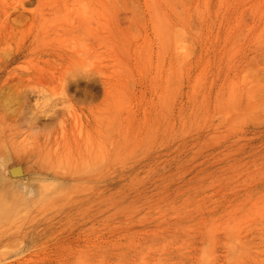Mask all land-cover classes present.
I'll list each match as a JSON object with an SVG mask.
<instances>
[{
    "label": "rangeland",
    "instance_id": "1",
    "mask_svg": "<svg viewBox=\"0 0 264 264\" xmlns=\"http://www.w3.org/2000/svg\"><path fill=\"white\" fill-rule=\"evenodd\" d=\"M0 77V264H264V0H0Z\"/></svg>",
    "mask_w": 264,
    "mask_h": 264
},
{
    "label": "bare ground",
    "instance_id": "2",
    "mask_svg": "<svg viewBox=\"0 0 264 264\" xmlns=\"http://www.w3.org/2000/svg\"><path fill=\"white\" fill-rule=\"evenodd\" d=\"M134 2H135V0H134ZM219 2H220V1H219ZM136 3H137V2H136ZM184 3H185V2H184ZM224 3H225V2H224ZM108 4H110V3H108ZM110 5H111V4H110ZM232 5H233V4H232ZM82 10H83V9H82ZM186 10H187V9H186ZM108 11H110V10H108ZM92 12H93V11H92ZM183 12H184V11H183ZM232 12H233V11H232ZM98 13H99V12H98ZM178 13H179V12H178ZM180 13H181V12H180ZM109 14H110V12H109ZM97 16H98V14H97ZM103 16H104V15H103ZM134 16H135V15H134ZM86 17H87V16H86ZM110 17H111V16H110ZM179 17H181V16H179ZM91 18H92V17H91ZM102 18H103V17H102ZM107 19H108V18H107ZM181 19H182V18H181ZM107 21H108V20H107ZM105 22H106V21H105ZM137 22H138V21H137ZM94 24H95V23H94ZM78 25H79V23H78ZM81 25H82V24H81ZM173 25H174V24H173ZM79 26H80V25H79ZM83 26H84V25H83ZM91 26H92V25H91ZM91 26H90V27H91ZM84 27H85V26H84ZM177 27H178V26H177ZM106 28H109V27H108V23H107V27H106ZM174 28H175V27H174ZM71 29H72V28H71ZM76 29H77V27H76ZM84 29H85V28H84ZM77 30H78V29H77ZM89 30H90V29H89ZM174 30H175V29H174ZM70 31H71V30H70ZM176 31H177V30H176ZM234 31H235V30H234ZM101 34H102V32H101ZM104 34H105V33H104ZM105 35H107V34H105ZM176 35H177V34H176ZM179 35H180V34H178V35L176 36L177 39H178ZM98 37H101V36H98ZM173 37H174V36H173ZM180 37H181V35H180ZM174 38H175V37H174ZM99 39H100V38H99ZM102 41H104L103 38H102ZM85 47H86V46H85ZM88 47H89V45H88ZM111 47H112V46H111ZM112 48H113V47H112ZM112 48H111V49H112ZM86 50H88V49H86ZM102 50H104V49H102ZM125 50H126V48H125ZM137 50H138V49H137ZM89 51H90V50H89ZM134 51H135V50H134ZM15 58H16V56H15ZM14 61H15V60H14ZM7 70H8V69H7ZM7 72H8V71H7ZM54 74H55V73H54ZM53 76H54V75H53ZM0 78H1V77H0ZM89 83H90V82H89ZM89 86H90V85H89ZM38 87H39V86H38ZM87 87H88V86H87ZM78 88H79V86H78ZM40 90H41V89H40ZM88 90H89V89H88ZM40 92H41V91H40ZM36 93H37V92H36ZM44 93H45V92H44ZM32 94H33V93H32ZM42 94H43V92H42ZM29 95L32 96L31 94H29ZM38 95H39V94H38ZM38 95H37V96H38ZM44 95H45V94H44ZM33 96H34V95H33ZM37 96H36V98H38ZM48 96H49V94H48ZM48 96H47V97H48ZM91 96H92V94H91ZM24 97H25V96H24ZM39 97L41 98L42 95L39 96ZM26 98H29V97H27V95H26ZM42 98H43V97H42ZM44 99H45V97H44ZM46 99H47V98H46ZM48 99H49V98H48ZM33 100H34V99H33ZM37 100H38V99H37ZM37 100H36V102H37ZM85 100H86V99H85ZM24 101H25V100H24ZM46 101H47V100H46ZM46 101H44V103H45ZM86 101H87V100H86ZM38 102H39V101H38ZM38 102H37V103H38ZM41 102H42V101H41ZM107 102H109V101H107ZM34 103H35V102H34ZM48 103H49V102H48ZM56 104H57V102H56ZM88 104H89V103H88ZM38 105H39V103H38ZM44 105H45V104H44ZM52 105H53V107H54V102L52 103ZM108 105H109V103H108ZM58 106H59V104H58ZM89 106H90V105H89ZM91 106H92V105H91ZM27 107H28V106H27ZM51 107H52V106H51ZM51 107H50V108H51ZM108 107H109V106H108ZM25 108H26V106H25ZM42 108H43V107H42ZM104 108H105V107H104ZM51 109H53V108H51ZM106 109H107V108H106ZM103 110H104V109H103ZM40 111H41V110H40ZM44 111H45V110H44ZM46 111H47V110H46ZM46 111H45V112H46ZM48 111H49V110H48ZM51 111H52V110H51ZM74 111H75V110H74ZM105 111H107V110H105ZM108 111H109V110H108ZM28 112H29V111H28ZM32 112H34V111H32ZM37 112H38V111H37ZM30 113H31V112H30ZM69 113H70V112H69ZM31 114H32V113H31ZM48 114H49V112H48ZM48 114H47V115H48ZM70 114H71V113H70ZM70 114H69V115H70ZM77 114H78V113H77ZM26 115H27V114H26ZM29 115H30V114H29ZM29 115H28V117H29ZM74 115H75V114H74ZM79 115H80V113H79ZM95 115H96V114H95ZM95 115H93V116H95ZM101 115H102V114H101ZM24 116H25V114H24ZM31 116H32V115H31ZM33 116L36 117V115H33ZM71 116H72V115H71ZM102 116H103V115H102ZM88 117H89V116H88ZM88 117H87V118H88ZM26 118H27V117H26ZM30 118H32V117H30ZM33 118H34V117H33ZM73 118H74V117H73ZM89 118H90V117H89ZM96 118H97V115H96ZM36 119L38 120V119H40V117H38V118L36 117V118H34L33 120H36ZM76 119H77V118H76ZM98 119H99V118H98ZM105 119H106V118H105ZM73 121H75V120H73ZM27 122H31V121L28 120ZM27 122H25V123H27ZM33 122H34V121H33ZM100 122H101V121H100ZM11 123H12V122H11ZM35 123H36V122H35ZM43 123L46 125L45 122H43ZM3 124H4V123H3ZM3 124H2V125H3ZM28 124H29V123H28ZM28 124H27V125H28ZM31 124H32V122H31ZM78 124H81V125H82L81 120L79 121ZM98 124H100V123H98ZM17 125H18V124H17ZM45 125H43V127H44ZM108 125H109V123H108ZM0 126H1V125H0ZM79 126H80V125H79ZM102 126H104V128H105L106 125H102ZM5 127H6V126H5ZM15 127H16V126H15ZM19 127H20V125H19ZM31 127H33V125H31ZM45 127H46V126H45ZM107 127H108V126H107ZM3 128H4V127H3ZM12 128H13V127H12ZM12 128H11V129H12ZM33 128H34V127H33ZM4 129H5V128H4ZM4 129H3V130H4ZM11 129H10V130H11ZM16 129H17V128H16ZM23 129H24V128H23ZM106 129H107V128H106ZM30 130H31V129H30ZM78 130L81 131V128H79ZM99 130H100V129H99ZM0 131H1V130H0ZM105 131H106V130H105ZM6 132H7V131H6ZM98 132H99V131H98ZM98 132H97V133H98ZM25 133H26V132H25ZM86 133H87V132H86ZM89 133H90V132H89ZM99 133H100V132H99ZM1 135H2V134H1ZM10 136H11V135H10ZM30 136H31V135H30ZM38 136H39V135H38ZM38 136H37V137H38ZM3 137H4V136H3ZM8 137H9V135H8ZM26 137H27V136H26ZM105 137H107V136H105ZM1 138H2V136H1ZM24 138H25V137H24ZM47 138H48V137H47ZM91 138H92V137H91ZM25 139H26V138H25ZM25 139H24V141H25ZM28 139H29V137H28ZM48 139H49V138H48ZM48 139H47V140H48ZM85 139H86V138H85ZM89 139H90V138L88 137V140H89ZM96 139H98V138H96ZM100 139H101V138H100ZM18 140H19V139H18ZM30 140H31V139H30ZM88 140H87V141H88ZM98 140H99V139H98ZM1 141H2V140H1ZM4 141H5V140H4ZM82 141H83V140H82ZM84 141H85V140H84ZM90 141H92V140H90ZM95 141H96V140H95ZM99 141H100V140H99ZM8 142H9V141H8ZM15 142H16V141H15ZM15 142H14V143H15ZM47 142H48V141H47ZM0 143H1V142H0ZM20 143H21V142H20ZM26 143H27V141H26ZM28 143H29V142H28ZM30 143H31V142H30ZM56 143H57V142H56ZM79 143H80V142H79ZM87 143H89V142H86V145H87ZM90 143H92V142H90ZM98 143H99V142H98ZM101 143H102V142H101ZM45 144H46V143H45ZM26 145H27V144H26ZM28 145H29V144H28ZM30 145H31V144H30ZM102 145H104V144H101V147H102ZM109 145H110V144H109ZM44 146H45V145H44ZM91 146H93V145H91ZM96 146H97V144H96ZM42 147H43V146H42ZM84 147H85V146H84ZM86 147H87V146H86ZM89 147H90V146H89ZM97 148H98V147H97ZM104 148H106V145H104ZM86 149H87V148H86ZM89 149H90V148H89ZM89 149H88V151L90 152ZM81 150H82V148H81ZM94 151H95V150H94ZM98 151L100 152V154H101V156H102L103 153H101V151H100L99 149H98ZM24 152H25V151H24ZM28 152H29V151H28ZM28 152H26L27 154H26V156H24V157H27V155L29 154ZM30 152H31V151H30ZM32 153H33V152H32ZM59 153H60V152H59ZM33 154H34V153H33ZM49 154H50V153H49ZM92 154H93V153H92ZM97 154H98V152H97ZM29 155H30V154H29ZM78 155H79V154H78ZM88 155H89V154H88ZM103 155H104V154H103ZM50 156H51V154H50ZM89 156H90V155H89ZM92 156H93V155H91V157H92ZM94 156H95V155H94ZM96 156H97V155H96ZM28 157H29V156H28ZM83 157H85V156H82V158H83ZM103 157H104V156H103ZM49 158H51V157H49ZM94 158H95V157H94ZM97 158H99V156H98ZM25 159H26V158H25ZM60 159H61V158H60ZM69 159H70V158H69ZM74 159H75V158H74ZM107 159H108V158H107ZM55 160H56V159H55ZM57 160H58V162H62V160H61V161H59V159H57ZM83 160H84V159H83ZM86 160H88V159H86ZM91 160H93V159H91ZM96 160H97V159H96ZM32 162H33V161H32ZM74 162H76V161H74ZM94 162H96V161H93L91 164L93 165ZM101 162H102V161H101ZM101 162H100V163H101ZM54 163H55V162H54ZM56 164H57V163H56ZM69 164H70V163H69ZM69 164H68V165H69ZM87 164H88V163H87ZM19 165H20V164H19ZM19 165H18V166H19ZM47 165H48V163H47ZM60 165H61V163H60ZM65 165H67V164H65ZM82 165H83V163H82ZM94 165H95V164H94ZM96 165H97V164H96ZM100 165H101V164H100ZM71 166H73V165H71ZM83 166H84V165H83ZM83 166H82V167H83ZM14 167H15V166H14ZM19 167H20V166H19ZM21 167H22V170L25 171L24 166H21ZM21 167H20V168H21ZM44 167H46V166H44ZM47 167H48V166H47ZM56 167H57V166H56ZM56 167H55V168H56ZM61 167H62V166H61ZM61 167H60V168H61ZM69 167H70V166H69ZM74 167H75V166H74ZM88 167H89V164H88ZM94 167H95V166H94ZM20 168H19V169H20ZM57 168H59V167H57ZM60 168H59V170H60ZM63 168H64V167H63ZM63 168H62V169H63ZM66 168H67V167H66ZM75 168H76V167H75ZM83 168H84V167H83ZM85 168H86V165H85ZM19 169H18V170H19ZM29 169H30V168H29ZM51 169H52V168H51ZM73 169H74V168H73ZM93 169H94V168H93ZM54 170H55V169H54ZM63 170H64V169H63ZM63 170H62V171H63ZM55 171H56V170H55ZM60 171H61V170H60ZM70 171H71V170H70ZM70 171H68V172H70ZM15 172H17V171H15ZM19 172H20V171H19ZM21 172H22V171H21ZM82 172H83V171H82ZM22 173H23V172H22ZM22 173H21V174H22ZM55 173H56V172H55ZM70 173H71V172H70ZM85 173H86V172H85ZM15 175H16V174H15ZM50 180H51V179H50ZM45 182H47V181H45ZM48 182H49V181H48ZM52 182H53V181H52ZM54 182H55V181H54ZM70 182H71V181H70ZM80 183H81V182H80ZM0 184H1V183H0ZM45 184H46V183H45ZM11 185H12V184H11ZM38 185H39V184H38ZM46 185H48V184H46ZM87 185H88V184H87ZM51 186H52V185H51ZM51 186H49V187H51ZM67 186H68V185H67ZM47 187H48V186H47ZM44 188L46 189V186H45ZM66 188H67V187H66ZM40 189H41V188H40ZM72 189H73V188H71V190H72ZM74 189H75V188H74ZM87 189H88V188H87ZM76 190H77V189H76ZM41 191H43V189H42ZM18 192H19V191H18ZM40 193H41V192H40ZM59 193H61V192H58V194H59ZM22 194H23V193H22ZM12 196H13V195H12ZM14 196H16V195H14ZM0 197H1V196H0ZM18 197H19V198H20V197L22 198V196H18ZM3 198H4V197H3ZM5 203H6V202H5ZM0 206H1V205H0ZM18 230H19V229H18ZM30 234H31V233H30ZM22 238H23V237H22ZM24 238H25V237H24ZM17 240H18V239H17ZM20 242H21V241H20ZM22 242H23V239H22ZM6 244H7V243H6ZM6 246H7V245H6Z\"/></svg>",
    "mask_w": 264,
    "mask_h": 264
},
{
    "label": "water",
    "instance_id": "3",
    "mask_svg": "<svg viewBox=\"0 0 264 264\" xmlns=\"http://www.w3.org/2000/svg\"><path fill=\"white\" fill-rule=\"evenodd\" d=\"M15 169H18V168H15ZM15 169H13V170H15ZM13 170L11 171L12 175L18 174L17 172H14Z\"/></svg>",
    "mask_w": 264,
    "mask_h": 264
}]
</instances>
